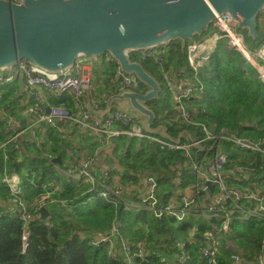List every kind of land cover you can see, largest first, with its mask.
<instances>
[{"label":"trees","instance_id":"obj_1","mask_svg":"<svg viewBox=\"0 0 264 264\" xmlns=\"http://www.w3.org/2000/svg\"><path fill=\"white\" fill-rule=\"evenodd\" d=\"M243 32L249 45L257 46L264 40V36L259 35V40L254 42L246 31ZM201 37H196L194 41ZM185 48L179 41L163 47L160 51L165 58L160 64L153 59L141 63L136 55H132V60L141 63L164 91L162 69L178 74L181 79H193ZM245 64L246 60L241 54L229 51L225 42H220L199 72L200 96L189 100L192 110L197 112L194 120L190 123L175 120L176 108L172 99L163 95L160 100L148 104L156 114L154 129L165 127L170 139H180L183 135V143L186 141L184 134L187 133L193 138L201 139L202 126L215 133L226 129L230 134L264 142V87L259 78L248 75L244 70ZM108 66L103 73L102 92L92 87L80 100L70 94L62 99L52 98L51 105L77 113V110L87 109L91 99L119 92L114 85H110V80H116L119 65L110 62ZM142 87L146 94L148 88L143 84ZM23 99L19 86H14L0 96V107L13 115L14 110L25 109ZM106 104L105 99L103 106L106 107ZM4 125L5 122L0 121V131H4ZM156 136L168 140L162 134ZM50 138V143L46 142L43 147L45 156L36 149L32 151L33 154L21 156H16L9 150L10 158L6 161L4 152H0V181L5 173L20 176L25 183L22 200L32 213V218L27 223L22 222L17 207L10 201L9 188L0 182V264H168L176 263L179 255L188 257L183 264H204L199 261L198 248L205 244V235L216 219H206L201 215H190L182 222L169 216L157 219L146 211H124L121 204L115 205L98 199L94 193L83 195L89 187L68 182L59 175L56 167L66 165L70 160L66 156V149H72L74 154H78L85 149L88 139L79 134L78 142L74 144L68 136L53 132ZM4 141L0 132V145ZM114 144L116 148L113 156L118 168L106 183L112 187L121 186L126 199L139 194L144 178H155L158 181V196L162 204L166 205L174 204L173 201L180 199L182 192L198 182L188 168L191 159L186 152L162 150L155 143L139 142L125 136L114 139ZM223 147L229 158V163L224 168L227 188L243 189L245 184L255 183L260 192L264 191L262 158L254 154L245 155L229 143H224ZM47 156L60 157L62 164H53ZM199 156L203 154L199 153ZM32 164L33 167L22 168ZM250 164L253 169L250 180L241 183L238 179L236 181V176L239 175L237 169ZM31 170L34 171V176L31 175ZM28 181H33L37 188ZM52 184H61L64 189L51 197L53 202L47 205L50 216L44 221L35 208L37 200L43 194L42 186ZM218 192L219 187L210 185V195ZM205 197L203 195L200 198L204 200ZM119 202L123 203L124 200ZM178 203L176 207L179 206ZM241 205L249 209L246 200ZM228 206L233 204L229 202ZM231 228V234L226 237L232 240L234 249L226 248L225 241L220 239L222 246L217 257L218 264H233L234 253L253 264L264 257L263 220L254 217L248 220L235 219ZM25 233L28 235L27 241L24 240ZM103 238L107 241L100 245L94 244ZM112 243L114 255L109 254ZM139 243H142L146 254L142 258L133 257L128 260L122 252L123 245H129L134 252Z\"/></svg>","mask_w":264,"mask_h":264},{"label":"built area","instance_id":"obj_2","mask_svg":"<svg viewBox=\"0 0 264 264\" xmlns=\"http://www.w3.org/2000/svg\"><path fill=\"white\" fill-rule=\"evenodd\" d=\"M20 4L22 0H5ZM259 23L264 24V14L260 17ZM214 30L211 34L207 32L196 41L186 45L188 67L193 72V79H181L178 74L162 69L165 96L171 97L176 108L175 120H182L190 123L194 120L196 110H192L189 100L200 96L201 86L199 72L207 63L210 55L217 48V45L224 41L229 51L241 54L258 75L264 85V40L257 46L247 44L243 30L239 28L238 21L230 15H217L212 24ZM210 31V30H209ZM139 58V62L153 59L155 63L164 61V53L160 49L140 51L133 53ZM131 55V58H132ZM108 62H115L111 57H106ZM90 59L82 58L75 66L60 74H50L25 62L12 68L10 71L0 72V96L9 92L14 86H19L24 96V110H14L13 115L8 114L0 107V121L5 122L2 137L4 144L0 152H4L7 161L10 158L9 150L17 156L22 154H33L34 149L43 153L46 142L50 143V134L57 133L68 136L75 144L78 142V135L84 138H91L90 149L85 148L82 152L74 154L72 149H66V156L70 158L66 165L56 167L59 175L78 186H88L89 189L83 195L94 193L98 199L109 201L112 204H121L124 211H146L153 217L160 219L165 216L175 218L178 222L184 221L190 215H201L209 219L214 218L216 222L211 224V229L206 233L205 244L198 248L199 261L204 264H218V253L221 248V240L225 241V247L234 249L231 239L228 240L232 228L231 223L235 219L248 220L252 217L264 221V192H259L255 183L245 184L243 189L235 188L229 190L225 182L224 168L229 163L228 153L223 147L229 143L233 148L240 150L245 155L254 154L260 156L264 164V142H256L238 134H230L226 129L218 133L210 131L202 126L203 137L193 138L190 133L184 134L185 142L180 139L163 140L148 133L144 128L143 120L139 115H133L128 110L113 107L108 115H103V100L91 99L87 109L77 110L72 113L61 106L51 105L52 98H64L72 94L76 100H80L92 88V78L89 63ZM9 85H12L9 88ZM114 87L119 92L131 91L144 94L142 84L134 77L126 75L118 66L116 69V80ZM108 102V101H107ZM163 118H161L162 120ZM192 124V123H191ZM121 136L137 140L139 142H150L160 146L162 150L183 151L190 156L191 163L188 168L198 180L196 185L189 186L181 194L180 199H175L174 204H162L159 199V183L155 178L142 179V189L137 196L126 199L123 197L124 189L115 185L107 184V180L117 171V161L114 160L116 145L114 139ZM197 151L196 153H194ZM192 152L194 155H192ZM202 153L203 156H199ZM211 153L213 157L211 158ZM52 163L54 159L47 156ZM113 159L112 161H110ZM55 164V163H53ZM264 168V165H263ZM252 165L239 167L236 176L240 181L250 180ZM34 176V171H30ZM252 174V175H251ZM1 184L6 185L10 190L11 203L20 207L19 216L21 221L27 223L32 218L27 203L20 199L24 194L25 183L18 175L5 173L1 178ZM32 186L37 185L31 181ZM210 185L219 187V192L210 195ZM252 185V186H249ZM43 194L37 200L35 210L40 216V210L47 208L53 200L51 197L63 191L61 184L43 185ZM259 192V193H258ZM205 195V199L200 197ZM122 197V198H121ZM119 198V199H118ZM124 200L120 203L119 200ZM246 200L249 209H245L241 203ZM179 202V206H175ZM231 202L233 206H228ZM220 224H219V223ZM115 231V228H114ZM198 235V234H197ZM27 233L24 240L27 241ZM221 239V240H220ZM107 241L103 238L95 245ZM123 253L131 260L133 257H143L146 252L139 243L136 251L124 244ZM109 254H115L114 243ZM188 260L185 255L178 256L176 263L183 264ZM166 261V259H164ZM233 264H253L247 262L238 253L232 256ZM168 262V264H176ZM256 264H264V257H260Z\"/></svg>","mask_w":264,"mask_h":264},{"label":"water","instance_id":"obj_3","mask_svg":"<svg viewBox=\"0 0 264 264\" xmlns=\"http://www.w3.org/2000/svg\"><path fill=\"white\" fill-rule=\"evenodd\" d=\"M223 14L236 19L251 40H259L264 0H0V72L25 62L60 74L79 59L109 56L148 91L123 92L108 101V111L114 102L127 101L146 119L148 133L170 140L165 127L154 129L156 114L148 106L161 99L163 88L131 55L178 41L185 48ZM52 161L62 164L60 158ZM49 216L46 207L40 210L42 220Z\"/></svg>","mask_w":264,"mask_h":264},{"label":"crops","instance_id":"obj_4","mask_svg":"<svg viewBox=\"0 0 264 264\" xmlns=\"http://www.w3.org/2000/svg\"><path fill=\"white\" fill-rule=\"evenodd\" d=\"M106 57H102V58H98V59L87 58L88 60L90 59L92 61V62L89 63L90 70H91L92 87H93V89H95V90L97 89V91H100V92L103 91L102 90L103 89L102 88L103 73L109 67L108 65L110 63V62L107 61ZM114 80H110V85H114L115 84ZM11 87H12V85L11 86L9 85V88H11ZM120 94H122V92L121 93L117 92L115 94H111V95H108V96L105 94L104 96H100L98 99H101V100H103V102H105V99H106V101H109L111 98H113L115 96H118ZM263 96H264V94H263ZM121 103H125L126 105L124 107H120L119 104H121ZM112 106L113 107H119L122 110H128L133 115H139L141 117V119L143 120L144 128H145V125H146V122H147L146 119L143 118L140 114L136 113V111L132 110L131 107H130V104L127 101H116V102H114V104ZM103 110H105V111H103V115H106V114L108 115V113L110 112V110L108 111V102L106 104V107L103 106ZM87 139H88V143H86L84 145V147L89 149V150H91V152H92L93 150L90 149V144H91L92 140H91V138H87ZM57 158H60V157H57ZM228 239H230V238H228Z\"/></svg>","mask_w":264,"mask_h":264},{"label":"rangeland","instance_id":"obj_5","mask_svg":"<svg viewBox=\"0 0 264 264\" xmlns=\"http://www.w3.org/2000/svg\"><path fill=\"white\" fill-rule=\"evenodd\" d=\"M213 30H214V27H213V25L210 27V31H209V34H211L212 32H213ZM259 35L262 37V36H264V24L262 23H259ZM244 70L248 73V75L250 76V77H252V78H258V75H257V73L250 67V66H248L247 65V62H246V64L244 65ZM263 87H264V85H263ZM263 92H264V89H263ZM163 94L165 95V92L163 91ZM264 94V93H263ZM262 102L264 103V96H263V99H262ZM126 104L125 103H121V104H119V106L120 107H124ZM164 115H166V114H164ZM164 116H162L161 118H163ZM29 163H31V162H29ZM34 166V164H32V165H26V166H23L22 168H30V167H33ZM27 171V170H26ZM25 171V172H26ZM136 211V210H135ZM128 212H131V211H128Z\"/></svg>","mask_w":264,"mask_h":264},{"label":"bare ground","instance_id":"obj_6","mask_svg":"<svg viewBox=\"0 0 264 264\" xmlns=\"http://www.w3.org/2000/svg\"><path fill=\"white\" fill-rule=\"evenodd\" d=\"M11 86V85H10ZM91 90V89H90ZM124 92H131V91H124ZM121 93V92H120ZM123 93V92H122ZM136 93V92H135ZM5 127V125L3 126V128ZM5 142V141H4ZM4 142L0 145V147L4 144ZM257 185V184H256ZM249 186H252V185H249ZM259 192H260V189L258 188L257 189ZM262 192H264V191H262ZM23 194V193H22ZM95 197H97V195L95 196ZM20 199L22 200V195H20ZM23 201V200H22ZM17 209H18V212L20 211V207H17ZM21 220V219H20ZM23 222V221H22ZM229 240V239H228ZM221 246H222V244H221ZM122 252H123V250H122Z\"/></svg>","mask_w":264,"mask_h":264}]
</instances>
